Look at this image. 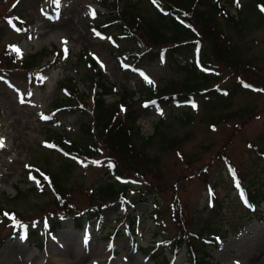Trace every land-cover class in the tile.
<instances>
[{
    "label": "trees",
    "instance_id": "1",
    "mask_svg": "<svg viewBox=\"0 0 264 264\" xmlns=\"http://www.w3.org/2000/svg\"><path fill=\"white\" fill-rule=\"evenodd\" d=\"M145 1L154 6V18H146L141 13L142 0H97L99 8L87 11L82 22L92 34L113 32L114 40L123 41L129 46L112 48L113 52L127 59L131 58L134 63L165 58L178 64L177 57L185 59L183 62L188 73L185 81L180 83L170 80L163 85L147 86L138 101L132 100L134 92L124 87L116 91L119 93L118 100L108 103L106 98L114 93V85L105 79L95 59L86 49L80 50L76 61L85 62L89 71L80 78L66 74L58 81L56 93L59 94L51 100L49 113L53 118L58 117V113L63 115L66 112H79L84 116L79 122L80 139L72 142L56 132L55 135L49 134L47 140L54 152L60 151V154L64 152L88 160L98 159L97 156L103 151L100 161L105 162L107 174L114 173L116 178L88 189L85 192L88 197L87 205L82 207L74 198L76 187L69 186L64 176L69 170V162H62L58 171L36 164L25 166L24 181H31L28 178L30 174L31 179L38 181L41 191H50L51 199L40 210L44 212L35 217H26L16 209L0 206V230H6L4 235L0 233V249L7 240H12L15 236L27 239L30 244L41 249L45 244L42 237L56 236L57 231L63 227L62 222L68 217H72L75 229H82L84 219H101L104 207L118 200L126 202L127 196L134 193L141 202H147L149 197L155 199L152 208L155 220L163 212L170 215L175 234L164 237L161 244L171 256L185 249L190 264H215L211 262L208 247L215 246L221 235V226L219 227L217 220L225 219L223 210L226 208V201L217 195L213 185H208L207 188L213 194V202L210 207H204L206 218L203 226L200 229L194 228V215L190 214L187 205L180 202L178 192L183 183L192 179L195 174L206 175L205 166L195 169L193 164L199 160L185 156L180 150L183 138L168 136L159 125L152 135L144 137L137 125L140 113L144 111L139 103L142 99L166 102L173 98L184 101L199 97L203 100L204 110L214 114V110L227 108L232 98L238 94H257L264 98L261 92L264 91V68L262 70L242 57L237 44L222 30L219 19H225L227 25L234 28L246 26L244 19L247 17L243 19V15L253 9L258 15L263 13L264 0H249V4L240 13L237 10V18L230 15L218 0ZM54 3L55 0H13L12 6L2 17L7 24L3 25L0 21V39L4 27L8 28V25L20 29L21 34L26 35L28 26L34 24L41 8L52 9ZM49 52L47 49H40L38 52L19 55L6 43L0 52V90L10 93L13 84H6L9 73H19L23 77L28 83L26 92L29 95L33 87L42 86L47 74L45 68L50 66L42 63ZM51 52L54 53L53 64L59 63L64 56L63 51L53 46ZM78 79L85 84L84 89L78 86ZM232 111H220L208 119L211 127L223 123L228 125L230 121H234L231 132L221 142L214 158L224 164L235 184H242L245 201L259 206L264 202V193L246 179L243 171L227 155L226 149L234 135L244 125L257 119L260 111L256 104ZM190 118L188 115L187 121ZM185 137L188 138V135ZM155 138L159 139L161 152H174L183 159L186 172L173 182H168L165 176L161 155L147 152ZM246 146L264 154L258 144L248 141ZM200 148L204 151L207 146ZM30 191L37 193L34 186L26 189L16 187L15 196H25ZM169 191L174 196L171 203H165V196ZM257 213L254 212L256 215ZM128 217L131 219V224L127 226L130 249H134L135 232L132 224L135 218L130 213ZM140 250L158 264H172V260L169 261L154 248Z\"/></svg>",
    "mask_w": 264,
    "mask_h": 264
},
{
    "label": "rangeland",
    "instance_id": "2",
    "mask_svg": "<svg viewBox=\"0 0 264 264\" xmlns=\"http://www.w3.org/2000/svg\"><path fill=\"white\" fill-rule=\"evenodd\" d=\"M95 1L97 0L57 1L58 5L49 10L50 13L36 14L35 23L30 26L26 35L19 34L11 27H4L1 33L0 52L9 42H12L13 49H19V55L38 52L40 49L50 51L42 63L50 64L48 68H45L47 74L42 86L34 87L28 96L26 92L28 83L26 84L19 73H9L6 76V84H13L10 93L6 94L0 90V139L3 140V147H0L2 148L0 206L16 209L26 217L39 216L44 212L40 210L51 199V193L48 189L41 191L37 180H31L29 183L24 181L25 166L36 164L58 171L62 162H69V170L64 176L69 186L76 187L74 198L82 207L87 205L88 197L85 192L88 189L116 178L113 174H107L105 162L100 161L103 151L97 156L98 159L88 160L64 152L60 154V151L54 152L46 142L48 135H55L56 132H60L72 142L80 139L79 122L84 119V116L82 117L79 112H66L63 115L58 113L56 118L49 117L51 100L59 94L56 93L58 81L66 74L80 78L89 71L85 62L77 63L76 61L80 50L84 48L89 55L94 56L105 79H110L116 86L114 93L106 98L108 103L118 100L119 93L116 91L124 87L136 90L132 100H137L141 95V82L163 85L170 80H176L182 83L188 74L185 68H182V62L178 66L169 59L150 61L142 64L134 73H126L128 65L125 63L122 65L107 47L108 38L112 32L109 31L102 37L94 36L82 22L84 13L97 7ZM220 1L227 4L230 14L236 16L231 0H228L229 3L226 0ZM248 2L249 0H239V5H236L239 13L242 10L241 6H247ZM12 4L13 0H0V21L3 25H6L7 21H3L2 17ZM248 9L251 10V8ZM140 11L146 18L155 17L154 7L145 0H142L140 4ZM255 12L254 9L246 11L243 19L247 17L244 19L247 25L236 28L228 26L225 19H219L222 30L231 37L232 42L237 44L242 57L262 69L264 68V12L262 15ZM53 46L62 48L64 52L63 58L56 64H53L54 53L51 52ZM118 46L127 45L118 43ZM177 60H179L178 57ZM78 86L81 89L85 88V84L79 79ZM262 94L264 95V91ZM253 104H256L257 109L261 111L259 117L244 125L234 135L232 141L227 144L226 151L233 163L243 171L246 179L264 192V157L246 146V142L249 141L258 144L264 150V98L262 96L235 95L227 108L214 110V114L204 110L203 100L199 97L192 103L168 100L163 106L156 104L153 107L149 106L137 120L140 133L144 137L152 135L159 125V128L168 136L183 138L181 152L185 156L199 160L193 164L195 169L205 166L206 175L195 174L192 179L183 183L178 192L180 202L187 205L190 214L194 215L196 223L194 228L200 229L206 218L204 207L208 205L207 182L214 185L217 195L226 201L223 236L219 238L216 248L208 247L211 251L212 263L264 264V219L251 220L245 215L244 205L240 204L239 190L234 188L233 178L228 174L223 163L218 158H214L221 142L231 132L234 121H230L228 125L223 123L216 127L208 125L211 115H216L220 111L239 110ZM188 115L191 116L189 121H187ZM44 116L49 119H42ZM160 120L161 125L158 124ZM49 129L52 130L49 131ZM161 129L158 130L162 131ZM187 135L188 138L185 137ZM202 146H207L206 150L202 151L200 148ZM159 147V139L155 138L148 146L149 150H146L151 155L156 153L161 155L165 176L168 182H173L179 175L186 172L183 159L174 152H161ZM30 186H35L37 193L30 191L25 196H15L16 187L26 189ZM173 196L174 194L169 191L165 196V203H171ZM152 208L153 199L141 202L134 193H130L126 202L119 200L106 206L99 223L95 220L88 224L83 222L82 231L75 229L71 219L62 222L63 227L58 230L57 236L46 239L47 244L65 243L70 246V253L61 256V260L56 258L53 261L48 259L40 261V252L34 245L15 237L7 240L0 249V264H158L151 257L143 255L138 247H154L161 251L159 242L163 235H172L175 228L167 212L159 216L158 224H156L151 217ZM126 213L136 217L135 251L128 249L129 237L124 223L127 219ZM262 216L264 217V212ZM242 224L245 226L240 229L239 234H235L233 231L238 229L235 227ZM114 229L118 231V236L107 238ZM5 231L0 230L1 235H4ZM163 254H167L168 259H171V255L166 250ZM173 260V264H189L185 249L177 257H173Z\"/></svg>",
    "mask_w": 264,
    "mask_h": 264
},
{
    "label": "bare ground",
    "instance_id": "3",
    "mask_svg": "<svg viewBox=\"0 0 264 264\" xmlns=\"http://www.w3.org/2000/svg\"><path fill=\"white\" fill-rule=\"evenodd\" d=\"M48 249L45 250L41 256V260L43 261L45 259L48 260H55L56 258H60L61 256L67 255V253H70V246L68 244H60V245H48ZM69 246V247H68Z\"/></svg>",
    "mask_w": 264,
    "mask_h": 264
},
{
    "label": "snow or ice",
    "instance_id": "4",
    "mask_svg": "<svg viewBox=\"0 0 264 264\" xmlns=\"http://www.w3.org/2000/svg\"><path fill=\"white\" fill-rule=\"evenodd\" d=\"M94 14L95 13H93V15ZM14 51H16L19 54V49H14ZM65 53H67V49H65ZM42 119H49V117L44 116V117H42ZM0 147H3V140L2 139H0Z\"/></svg>",
    "mask_w": 264,
    "mask_h": 264
}]
</instances>
